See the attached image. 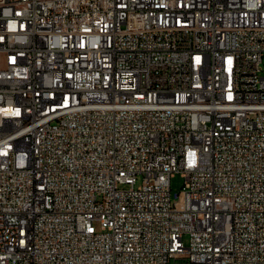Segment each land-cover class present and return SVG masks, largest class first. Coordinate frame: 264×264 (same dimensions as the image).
Masks as SVG:
<instances>
[{
    "label": "built area",
    "instance_id": "built-area-1",
    "mask_svg": "<svg viewBox=\"0 0 264 264\" xmlns=\"http://www.w3.org/2000/svg\"><path fill=\"white\" fill-rule=\"evenodd\" d=\"M173 259L264 264V0H0V264Z\"/></svg>",
    "mask_w": 264,
    "mask_h": 264
},
{
    "label": "rangeland",
    "instance_id": "rangeland-1",
    "mask_svg": "<svg viewBox=\"0 0 264 264\" xmlns=\"http://www.w3.org/2000/svg\"><path fill=\"white\" fill-rule=\"evenodd\" d=\"M183 185H184V177L181 175V173H176L171 179V188H172L171 194H172L173 202L177 201L176 194L182 191ZM183 240L186 245H189V235L185 234L183 236ZM171 264H186V260L173 259Z\"/></svg>",
    "mask_w": 264,
    "mask_h": 264
}]
</instances>
